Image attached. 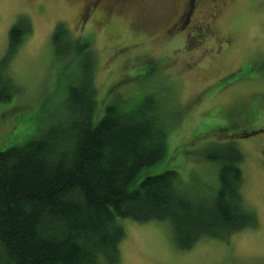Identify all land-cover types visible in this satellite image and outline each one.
<instances>
[{"label": "rangeland", "instance_id": "rangeland-1", "mask_svg": "<svg viewBox=\"0 0 264 264\" xmlns=\"http://www.w3.org/2000/svg\"><path fill=\"white\" fill-rule=\"evenodd\" d=\"M186 1L0 0V61L18 92L0 101V115L23 106L11 115L28 114L33 125L52 100L58 105L47 109L45 125L77 115L73 88L90 73L102 111L109 102L128 109L141 101L137 111L146 105L161 112L166 155L157 169L177 170L195 190H217L220 164L207 154L236 145L244 156V201L257 213V224L183 248L165 221L124 218L116 264H264V0H197L189 24L180 28ZM21 17L28 32L4 57L9 28ZM191 24L205 25L209 33L196 36ZM57 26L59 49L76 39L59 60ZM29 100L32 106L24 107ZM10 128L3 124L0 133ZM21 139L11 136L8 144Z\"/></svg>", "mask_w": 264, "mask_h": 264}, {"label": "trees", "instance_id": "trees-1", "mask_svg": "<svg viewBox=\"0 0 264 264\" xmlns=\"http://www.w3.org/2000/svg\"><path fill=\"white\" fill-rule=\"evenodd\" d=\"M28 29L22 17L10 26L4 57L17 51ZM59 29L56 60L76 40L59 49ZM84 53L88 70L92 54ZM4 61L0 101L18 93ZM64 65L59 62V69ZM80 85L72 92L77 115L45 125L54 100L41 106L33 125L28 114L11 115L23 106L0 115V126L11 127L0 133V264H116L124 218L165 221L183 248L200 237L226 238L257 224V213L244 201V156L236 145L207 154L220 164L217 190H195L177 170L157 169L166 155L161 112L146 105L137 111L141 101L128 109L109 102L102 111L90 73L81 76ZM15 127L20 135L13 134ZM11 136L22 139L8 144Z\"/></svg>", "mask_w": 264, "mask_h": 264}, {"label": "flooded vegetation", "instance_id": "flooded-vegetation-1", "mask_svg": "<svg viewBox=\"0 0 264 264\" xmlns=\"http://www.w3.org/2000/svg\"><path fill=\"white\" fill-rule=\"evenodd\" d=\"M196 3H197V0H195L194 2H192L190 4H189V0H187L185 2L184 8H183V10L180 13V19H181V21H180V28H182V27H184V26H186V25L189 24V22L191 20V10L195 7ZM82 9H87V7L84 5L82 7ZM80 15H81V11H80L78 17ZM191 25H193L195 27L194 28V31H196L195 32L196 36H198L199 33L201 35H205V36L209 33L207 31L205 25H199V24H191ZM176 40H178V39H176Z\"/></svg>", "mask_w": 264, "mask_h": 264}]
</instances>
